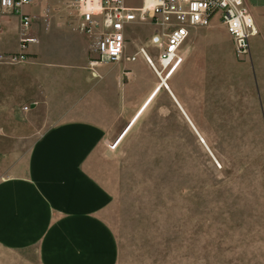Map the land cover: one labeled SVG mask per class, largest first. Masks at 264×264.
I'll return each mask as SVG.
<instances>
[{
    "label": "rangeland",
    "instance_id": "obj_1",
    "mask_svg": "<svg viewBox=\"0 0 264 264\" xmlns=\"http://www.w3.org/2000/svg\"><path fill=\"white\" fill-rule=\"evenodd\" d=\"M249 2L257 34L248 60L235 59L214 16L190 32L167 79L202 144L142 58L125 59L147 45L154 31L147 18L129 31L120 61L92 68L91 82L88 39L72 13L56 0H35L24 8L34 17L35 52L19 63L0 60V160L25 156L48 126L46 83L58 82L65 97L92 85V120L111 126L92 175L110 195L102 219L116 264H264V0ZM16 25L3 24V55L18 52ZM64 71L79 78L64 80ZM0 264H39L38 254L0 248Z\"/></svg>",
    "mask_w": 264,
    "mask_h": 264
},
{
    "label": "crops",
    "instance_id": "obj_2",
    "mask_svg": "<svg viewBox=\"0 0 264 264\" xmlns=\"http://www.w3.org/2000/svg\"><path fill=\"white\" fill-rule=\"evenodd\" d=\"M67 76L79 78L73 71ZM46 86L48 126L25 156L0 160V248H33L39 264H116V243L102 219L110 195L92 175V156L111 126L92 120V85L70 97L55 89L58 82ZM54 99L63 103L54 106Z\"/></svg>",
    "mask_w": 264,
    "mask_h": 264
},
{
    "label": "built area",
    "instance_id": "obj_3",
    "mask_svg": "<svg viewBox=\"0 0 264 264\" xmlns=\"http://www.w3.org/2000/svg\"><path fill=\"white\" fill-rule=\"evenodd\" d=\"M34 1L0 0V36L3 19L9 17L17 19L19 36V52L7 56L0 54L2 62L25 61L29 48L38 43V38L31 33L34 17L24 11ZM56 1L72 13L76 30L88 39L90 71L94 66L120 61L127 51L129 31L145 18L154 31L146 46L138 47L125 59L132 62L141 57L161 81L179 69L182 47L191 30L208 27L214 16H218L219 23L230 36L233 55L238 61L250 58L251 39L257 34L245 0H140L137 6L130 5L128 0ZM23 110L28 111V107Z\"/></svg>",
    "mask_w": 264,
    "mask_h": 264
},
{
    "label": "bare ground",
    "instance_id": "obj_4",
    "mask_svg": "<svg viewBox=\"0 0 264 264\" xmlns=\"http://www.w3.org/2000/svg\"><path fill=\"white\" fill-rule=\"evenodd\" d=\"M147 5H150V2L149 1H147ZM155 74V73H154ZM160 81V80H159ZM160 85V87H162V88H164L166 91H167V93H168V90H170V88H169V86H168V84H167V80H165V79H162V81H161V83H159ZM170 92H172L171 90H170ZM169 94V93H168ZM173 95V94H172ZM169 96H170V94H169ZM174 96V95H173ZM171 97V96H170ZM174 98H175V96H174ZM171 99H172V101L175 103V101L173 100V98L171 97ZM176 99V98H175ZM177 101V100H176ZM178 103V102H177ZM176 104V103H175ZM179 104V103H178ZM180 106V105H179ZM181 107V106H180ZM182 109V108H181ZM183 110V109H182ZM184 112V111H183ZM183 114V113H182ZM184 115V114H183ZM187 120V119H186ZM187 122H188V120H187ZM189 123V122H188ZM191 123V122H190ZM190 125V124H189ZM191 126V125H190ZM194 127V126H193ZM193 130V129H192ZM196 130V129H195ZM194 131V130H193ZM195 132V131H194ZM197 132V131H196ZM196 134V133H195ZM199 135V134H198ZM200 136V135H199ZM202 142L204 143V141L202 140ZM201 142V143H202ZM202 143V144H203Z\"/></svg>",
    "mask_w": 264,
    "mask_h": 264
},
{
    "label": "water",
    "instance_id": "obj_5",
    "mask_svg": "<svg viewBox=\"0 0 264 264\" xmlns=\"http://www.w3.org/2000/svg\"><path fill=\"white\" fill-rule=\"evenodd\" d=\"M168 93L170 94V96L173 98V100L176 103V106L180 109V111L184 114L185 118L188 120L189 124L191 125L192 129L195 131L197 137L199 138V140L202 142V138L198 135V133L196 132L195 128L193 127V125L190 123L189 119L187 118L186 114L183 112V110L181 109V107L179 106V104L177 103L176 99L174 98V96L172 95V93L170 92V90H168Z\"/></svg>",
    "mask_w": 264,
    "mask_h": 264
}]
</instances>
